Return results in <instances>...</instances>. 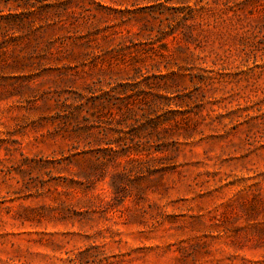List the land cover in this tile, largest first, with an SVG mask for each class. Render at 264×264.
<instances>
[{"label": "rangeland", "instance_id": "obj_1", "mask_svg": "<svg viewBox=\"0 0 264 264\" xmlns=\"http://www.w3.org/2000/svg\"><path fill=\"white\" fill-rule=\"evenodd\" d=\"M242 1L0 0V264H264Z\"/></svg>", "mask_w": 264, "mask_h": 264}, {"label": "trees", "instance_id": "obj_2", "mask_svg": "<svg viewBox=\"0 0 264 264\" xmlns=\"http://www.w3.org/2000/svg\"><path fill=\"white\" fill-rule=\"evenodd\" d=\"M250 1H252V0H243L241 2V4L245 5L246 3L250 2ZM200 2L205 3V5L202 6L203 9L211 10V9H213V4H218L219 5V3H222L225 6H228L231 3H234V0H200Z\"/></svg>", "mask_w": 264, "mask_h": 264}]
</instances>
